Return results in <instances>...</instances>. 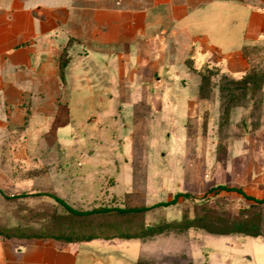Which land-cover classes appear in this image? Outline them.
<instances>
[{"label": "crops", "instance_id": "obj_1", "mask_svg": "<svg viewBox=\"0 0 264 264\" xmlns=\"http://www.w3.org/2000/svg\"><path fill=\"white\" fill-rule=\"evenodd\" d=\"M261 44L264 0H0V133H75L73 107L97 101L116 117L124 90H134V104L151 90L153 105L183 107L186 136L201 71L243 76L252 67L246 47ZM218 88L211 145L196 147L194 168L182 147L175 193L225 185L263 198L264 111L256 118L238 106L222 126ZM219 133H228L223 151ZM0 264H134V237L0 235Z\"/></svg>", "mask_w": 264, "mask_h": 264}, {"label": "rangeland", "instance_id": "obj_2", "mask_svg": "<svg viewBox=\"0 0 264 264\" xmlns=\"http://www.w3.org/2000/svg\"><path fill=\"white\" fill-rule=\"evenodd\" d=\"M246 54L253 82L246 90L234 89L233 95L236 103L251 106L257 118L264 111V44L246 47ZM231 81L222 72L215 77L219 98L231 94L220 90ZM151 92L139 91L134 104V90H124L116 117L97 101L73 107L75 133H0V235L71 241L127 225L139 236L134 237V264H264V236L208 230L229 229L231 223L224 219L251 210L254 202L241 194L231 198L221 189L209 195L186 191L196 199L179 197L176 204L128 216L76 215L54 198L77 210H92L151 206L174 197L182 147L187 146L194 168L196 147L211 145L210 133H205L210 101L192 107L185 136L178 133L183 107L155 106L147 100ZM218 137L223 151L228 133ZM198 213L209 217L189 220Z\"/></svg>", "mask_w": 264, "mask_h": 264}, {"label": "trees", "instance_id": "obj_3", "mask_svg": "<svg viewBox=\"0 0 264 264\" xmlns=\"http://www.w3.org/2000/svg\"><path fill=\"white\" fill-rule=\"evenodd\" d=\"M224 73L227 74L226 72H223L222 69L218 66H208L204 68L200 75L202 77L201 84H200V91H199V102H204V103H209L211 99V94L213 91V86L216 83L215 82V77L219 73ZM251 69L243 76L236 77L229 75L232 78V81L229 83L232 87L228 85V87H224L222 84L220 85V90H228L231 91L229 96H222V126L228 125L230 123V115L231 111L233 108L237 106H243L244 104H241L240 102H235L236 97L233 95V91L235 90H246L248 88V85L251 84L253 81L251 80L252 76L250 75ZM225 92V91H224ZM236 190L240 194H242L245 198L252 200L254 202V205H252L251 210L246 212L243 211L242 215L239 218H235L234 220H228L224 219L226 221H229L231 223V226L229 229L225 230H211L208 229L212 233L216 234H235V233H241L244 235H249V236H264V197L263 198H256L253 196H249L241 188L238 187H227L225 185H219L216 187H213L208 190L206 193L209 195L212 192H218V190ZM179 197L183 198H195L196 197L193 194L187 193V192H177L174 197L170 200L167 201H160L158 203H155L151 206H141V207H126V206H115V207H101V208H96L92 210H77L71 205H69L67 202H65L63 199L57 197L54 195V198L62 204L66 210L72 212L73 214L76 215H81V216H86V215H91V214H96V213H103V214H118L121 216H128L134 213H139V212H145L148 210H151L156 207H166L169 205L176 204L179 200ZM251 213V214H250ZM209 215L204 214L200 215L195 214L192 219H189L188 214H184L183 218L184 219H189L192 221H198L204 220V218H208ZM219 220H223L220 219ZM205 227V226H203ZM253 228V229H252ZM113 233L114 236L116 235H125L127 237H139L138 234H135L131 226L123 225V226H114L112 229H104V230H99L93 233V236H98L102 233ZM127 234V235H126Z\"/></svg>", "mask_w": 264, "mask_h": 264}]
</instances>
